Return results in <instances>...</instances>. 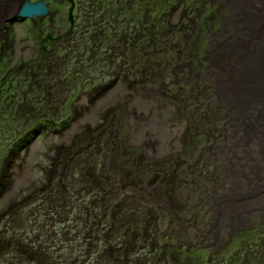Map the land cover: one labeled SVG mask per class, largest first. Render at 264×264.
<instances>
[{
	"label": "rangeland",
	"instance_id": "1",
	"mask_svg": "<svg viewBox=\"0 0 264 264\" xmlns=\"http://www.w3.org/2000/svg\"><path fill=\"white\" fill-rule=\"evenodd\" d=\"M142 1L149 4L148 0ZM132 2L80 0L83 4L76 8L73 31H69L66 19L62 18L54 22L47 18L41 23L15 22L9 18L2 24L0 111L4 109V112L0 116L7 113V117L0 118V264H136L143 255L149 258L146 264H156V261L159 264H264V166L260 165L261 162L264 165V144L255 142L258 127L253 126L255 122L247 115L248 124L244 128L251 133V138L242 137L239 142L233 132L239 126L233 127L232 120L226 121L224 116L215 113L213 106L212 115L201 109L194 110L199 104L210 106L211 99L206 96L210 94L209 81L202 72L210 69L214 56L217 58V48L224 41L218 40L238 37L235 30L221 34L223 18L219 8L223 1L151 0L157 9L143 4L141 13L138 10L134 15L138 18L130 23L125 19L127 26L118 32L115 25L121 12L131 8ZM149 7L157 13H149ZM141 23L146 29L141 28ZM48 33L53 38L43 44L48 51L42 52L41 39ZM154 35L160 40L152 42ZM186 35L190 40H186ZM145 41L148 47L140 49L139 54L146 50L151 53L138 60L137 76L131 73L132 66L127 64L125 55L129 52L128 45L135 49L145 46ZM215 41L221 44L217 46ZM153 43L155 47L150 50L149 44ZM158 43L161 50L156 47ZM168 49L175 50L177 59L169 57ZM179 66H182L180 70ZM99 70L109 72L97 76ZM165 76L169 77L166 81ZM153 97L161 99L159 104L165 108L164 119L169 120L167 136H160L162 145L160 141L150 142L155 150L147 148L144 154L137 155L132 148L145 138L139 134L136 141L131 134L126 141L119 131L127 122L128 132H133L135 121L140 127L142 120L139 121L132 105L152 104ZM216 114L225 123L215 120ZM12 123L17 124L8 145L6 134L11 129L7 127ZM45 125L55 130H43ZM155 127L153 136L162 128ZM224 138L226 144L218 149ZM232 140L237 141L230 146ZM99 150L111 162V167L114 168L115 162L123 163L130 171L106 187L127 179L122 186L125 191L128 183H143L142 190L139 189L146 197L140 205L131 202L127 207L129 214L130 206L133 211L131 219L113 200V204L101 211V202L90 199L89 203L96 206L95 218L90 224L95 229L88 228L89 223L85 222L79 233L62 217L68 211L63 205L64 198L56 200L55 197L64 186L53 175L55 172L67 174L65 169L71 168L70 164L78 159L84 164L83 170L93 166V152ZM147 152L151 153L150 158ZM119 157L125 161L120 163ZM72 172L75 170L71 168L68 173ZM98 174L105 175L103 169L95 172V176ZM137 176L143 181L137 180ZM91 185L89 189L93 191L94 183ZM52 188L56 189H53L54 195L50 194ZM147 193L152 203H148L149 209H143L149 201ZM33 208L41 214L33 213ZM172 210H176V219L182 221L177 224L189 235L186 244L190 250L194 249L193 253L186 252L187 246L182 245L185 242L179 238L174 242L169 235ZM30 213L36 220L19 224L18 220H27ZM114 217L120 224L113 222ZM211 218H214L212 224ZM144 225L149 226V231H145ZM204 225L211 226L212 232H202ZM108 228L113 229V237L118 232V239L124 237L127 229L147 238L145 242L131 244L135 237L131 235L127 248L115 252L103 234ZM223 230L228 231L227 236ZM90 234L94 238L101 236L94 247H87ZM173 243L177 251L172 250ZM167 245L170 249L166 253ZM142 247L147 253L142 252Z\"/></svg>",
	"mask_w": 264,
	"mask_h": 264
},
{
	"label": "bare ground",
	"instance_id": "2",
	"mask_svg": "<svg viewBox=\"0 0 264 264\" xmlns=\"http://www.w3.org/2000/svg\"><path fill=\"white\" fill-rule=\"evenodd\" d=\"M0 1H1L0 2V33H1L2 26H3L1 23V19H4L5 17H8V19L12 18V19H14L15 22L18 21V22H34V23L36 21L41 23L47 18L51 19L52 22L57 21L56 20L57 18H62V19H66V21L69 25V29H70L69 31H73L75 29L76 16H77L75 7H77V8L79 6L82 7L81 4H83V3H80V0H0ZM132 1L133 2L130 5L131 8H127L124 12H121L120 18H119L118 23H117V25L119 24L120 26L115 25V30H118V32H121V31H119V29L120 30H121V28L123 29L124 25L127 26L128 21H129L128 23H130L133 21V19L138 18L137 16H134V15H137V13H141L140 10H143V4L145 6H150V7H154V5H155V4L151 5V0L147 1L149 4L145 3L142 0H132ZM222 1H223V5L225 7L222 5L219 8L220 9L219 12H221V18H223V22H222L221 30H220L221 34L222 35L225 34L228 30H231V31L235 30L236 34H238V37L236 39L229 38L230 40L227 39V41L225 39L218 40V41L224 40L222 44L218 41L213 42L217 46H219L221 44L217 48L219 53L217 54V58H216V56H214L215 58L212 59L213 64L210 67V69L208 67L207 72H206V69H204L205 72H202L203 73L202 76L204 78L207 77L206 80L209 81V82H207L208 83L207 86H208V90H209L208 92L210 94L206 95V96L208 99L209 98L211 99L210 106L208 105V106L204 107L203 105L199 104V106L198 105L196 106L198 108L197 109L194 108V110L198 111V109H201L202 111L206 112L207 114L212 115V114H214V111L212 110V106H213L215 113H218L219 115L224 116L226 118V121L232 120L233 127H235L237 125L239 126L238 127L239 129H234L235 131H233V132H236L239 142L242 141V137L243 138H245V137L251 138L250 137L251 133H247L246 129L244 128V125L247 126V124H248V122L246 121L247 120L246 116L250 115V117L252 118L251 121L255 122V124L253 126L258 127L256 132H255L256 136H258L257 140L255 139L256 140L255 142L258 145H261V144H264V0H222ZM159 2H161V0H159ZM161 5L162 4H160V7H161ZM150 7L148 8L149 13H151V12L157 13V10L151 11ZM155 9H157V8H155ZM136 11H138V12L136 13ZM158 13H159V10H158ZM125 19L128 21H125ZM36 25H38V24H36ZM134 25H136V24H134ZM38 26H40V25H38ZM145 26L146 25H143L141 23V28L146 29ZM128 27H130V26H128ZM16 29L17 28L15 27L14 33L17 32ZM154 30L157 31L158 27H155ZM192 30L193 29L191 28V30L189 31L190 35L192 34ZM231 31H229V32H231ZM124 32L126 34H128L126 30H124ZM142 32L143 31H141V32L139 31L138 34L140 35ZM141 35L144 36L143 33ZM169 35L171 36V34H169ZM48 36L51 39L53 38V37H51V33H48L46 36H44L41 39V51L42 52L48 51L47 46L43 45L44 43L50 42ZM152 38H153L152 42H155V40H160V38H157V35L156 36L154 35ZM190 38L191 37L189 35L188 36L186 35V40H190ZM130 40L131 39L128 40L129 43H130ZM162 42H164V41H162ZM145 43H146V41H145ZM194 44H195V42H194ZM154 45H155L154 43H153V45L149 44V48H151L150 50H153ZM128 46H129V52L125 55L128 59L127 64L132 66L133 71L131 70V73L132 74L136 73L135 75L138 76L139 73H137L135 70V66L139 62L138 60L141 58H145L146 54L151 53V51L146 50L145 52H142L141 54H139V52L141 51L140 49L143 50V49H146V47H148L147 43L145 46H142L139 48L135 47V49H134V46H132V45H128ZM162 46H164V43H162ZM156 47L158 50H161L159 43L156 45ZM127 49H128V47H127ZM169 52H170L169 57H172L173 59H177L178 55L175 56L176 52L174 49H170ZM156 55H158V54H156ZM157 59L161 60L162 57H159ZM129 62H131V63H129ZM103 66H106V65H103ZM154 66H157V64L156 65L154 64ZM157 67L162 69L160 66H157ZM181 67L182 66H179V70L181 69ZM176 70H177V68H176ZM105 72H106L105 70H102V71L99 70V74L97 73V76L107 75L109 70L106 73ZM176 72L178 73L179 71L177 70ZM181 74L183 75L184 73L181 72ZM183 76H186V75H183ZM99 78H101V77H99ZM105 78L106 77L104 76L101 79H105ZM168 79H169L168 76L164 77V81H166ZM195 84H198V83L196 82ZM198 85H199V87L201 86L200 84H198ZM175 88H177V86ZM147 89H149V88H147ZM204 94H206V93H204ZM153 98H155V100H154L155 102H153L152 104L151 103L144 104L141 107L136 106L135 104L132 105L133 110H135L136 114H138L136 116L139 117V119H140L139 121L142 120L140 127H139L138 123L136 124V121H135L134 123H132L135 126L133 132L132 131H131L132 133L128 132L130 127H129V122H127L126 123L127 125L125 126L126 128L124 127L122 130L119 131V134H121V136L126 141L131 138L130 137L131 134H133V136H134L133 139L135 138L136 141L139 139L140 136H143V138H145L144 141H142L140 143H136L137 145H135V147L132 148L133 152H135V154H137V155L138 154L139 155L144 154L145 150L147 148H153L154 149V146H152V144H150V142H153V143L156 142L157 143V141L158 142L160 141L159 145H162V143H161L162 141L160 139V136L162 135L163 138H166V136H167L166 135L167 134L166 123H169V120L167 118L164 119L163 111L165 110V108H163L159 104L161 99H159V98L157 99V97H153ZM158 100H160V101H158ZM3 111H4V109H3ZM0 114H2V113H0ZM6 115H7V113H6ZM6 115H4L3 117H7ZM3 117H0V118L2 119ZM218 119H219V117L216 114L215 120H218ZM208 120H210V119H207L206 121H208ZM12 124L13 125L11 127H7L8 129H11V130H7L8 133L6 134L7 135V141H9V142H7V141H5V142H7L8 145L11 142V140L9 139V136L14 134V132H13L14 124H17V123H12ZM155 125H160V126H162V128L158 129L157 132H155L158 134L153 136V132L157 129V127H155ZM240 126H243L242 129ZM23 128H25V126H23ZM44 128H43V130H46V129L55 130L53 128V126L51 127V125H45ZM144 130H146L147 132L144 133ZM102 134H103V132H102ZM139 134H140V136H139ZM145 134H147V135H145ZM151 134H152V136H151ZM0 135H2V133ZM30 136H32L34 138L33 134ZM216 139H217V137L212 138L211 142L212 141L215 142L214 140H216ZM225 141H226L225 138L220 141V143L218 144V149L219 148L223 149L222 147H224V145L226 144V143H224ZM234 141H237V140L230 141L229 145L232 146L231 143L234 144ZM86 148H90V147H86ZM158 148L162 149L161 146ZM156 149H157V147H156ZM166 151H168V150H166ZM262 151H264V148ZM93 153L95 154V159H96L94 162V165L91 167H87L85 170H83L84 164L80 160H78V162H76L74 164H70V167L72 169H74L75 171L78 170V171L82 172V176L85 179V180L83 179V182H84L83 184L82 183L77 184V187L83 188V189L85 188L84 189L85 190L84 195L77 194L79 196L78 198H80L82 196L85 197L86 199L90 198L91 200H93L94 198H96L98 200L100 198L101 201H103L105 204H108V197L111 199L110 189H112L111 191H113V189H114V192L116 190V194H120L118 196L116 195L115 205L119 206L120 207L119 209H125L124 212L129 214L127 208L124 205L121 206V204H124L126 202L127 205H131V202L132 203L136 202V203H138V205H140L141 204L140 201L145 200V197H146L145 193H143V195H142V192L140 191V189L142 190L140 185L143 186V183H139V182L143 181L142 178H140V176H137V178H138L137 180H139V179L141 180V181H138V183H139L138 185L133 184L134 182L128 183L126 191L124 188H122V186L126 183L127 179L124 180L122 183L118 182L119 184H116L115 186H113V188H107L106 185L112 183L114 180L117 181L120 178L119 176H122L121 175L122 173L128 174V172H130V171H127L126 165L124 166L123 163L121 162V161L124 162L125 158L119 157L120 158L119 162L122 164L115 162V165L113 168V167H111V162L108 161V158L104 159L102 157L104 155L103 151L99 150V151H94ZM151 153L154 154V151H152ZM151 153L147 152L148 156L147 155L146 156L147 157L151 156ZM224 160L225 159H223V158L221 159L222 165H224ZM259 162H261V161L260 160L257 161V163H259ZM142 163L144 165H146L145 162H142ZM98 164H99V166H98ZM260 165L264 166L262 162ZM71 168L65 169V172H67V174H65V175H63V174L61 175L60 172H55L53 176L57 175L56 177H58V179H60V181H64L65 178L68 176H78L79 172H76V173L74 172V173H70V174L68 173V172H70ZM147 168L149 171H151L150 167H147ZM101 169H103L105 175L104 176L101 175L103 178L99 179L95 176V172L97 174L98 170L101 171ZM154 171H155V173H157V171L155 169H154ZM105 176H108V178L104 179ZM227 180H230V178L227 177ZM91 182L94 183V186L97 185V187H99V188H97V189H99L98 191H95L96 189L95 190L93 189V191H91V193H88L86 191V189H89L92 187ZM71 187H72V185H69V188H71ZM105 188H107L109 190H107ZM53 189H55V188H52V191H50V194L55 193ZM68 191H69V189H67L65 191L60 190L58 192V194H56L57 195V197H55L56 200L64 198V201H67V199H70L67 195ZM218 192L219 191H217V193ZM44 193H47V192H44ZM44 195H47V194H44ZM147 195L148 196L146 199L147 200L149 199V201L146 202L147 203L146 205L142 206L143 209H146V208L149 209V207H147V205L152 203V202H150L152 197L148 193H147ZM44 199L45 198H43V200ZM47 200L52 201V199H50V198ZM152 201H154V200H152ZM85 205H89V204L87 202H85V204L83 206H85ZM88 207H90L91 210L95 211V209L93 208L92 205H90ZM33 210L35 211L33 213H37L38 215L41 214V211H37L35 208H33ZM131 210L132 209L129 208L130 219L133 216V211H131ZM160 211H162V210H160ZM33 213H30L26 217L27 220H24L22 222L20 220H18L20 222L19 224H24V223L29 224V222L35 221L36 219L34 218L35 216H33L34 215ZM163 213H164V211H163ZM173 213H174V217L171 219L173 225H171L172 227H171V230L169 231V233H170L169 235L174 240V242L175 241L177 242L178 238H179V240L181 239L180 242H185V244H182V245L187 246L186 252L193 253L194 249L190 250L189 245L186 244L187 239L189 238V235H187V231L185 229H183V227H181L180 225L177 224V223H182V221L179 219H176V216H177L176 210H172V214ZM127 217H128V215L126 216V218ZM167 217H168V215L165 216L166 219H167ZM126 218L124 220H122V222L125 221ZM168 218L170 220V217H168ZM223 218H225V217H222L221 219H223ZM20 219H22V216L20 217ZM212 220L214 222V218L213 219L211 218V224H212ZM113 222L120 224V222H118V220L115 217L113 218ZM90 224H88V228H90L91 230H92V228L95 229V227H91ZM126 225L127 224H125V226ZM148 225H144L143 228L145 229L146 227H148ZM210 227H207V225H204V227L201 228L202 232H212ZM189 229H191V228H189ZM85 230L88 231L87 228H85ZM112 230H113L112 228H108L107 230H103L106 233V234H104V233L103 234H104L105 238L107 239L106 242L109 243L108 244L109 246H112L114 248L115 252H118V251L121 252L122 250L127 248L128 243H130V241L128 240V237H131V235L132 236L135 235V237L133 236V238L139 237V234H138V236H136L137 232L135 234L134 233L135 231L127 229L126 233H124V237H121L124 240H122L120 237L118 239L116 237V234L118 232L113 237ZM214 232H218V230H215ZM222 232H223V234H225L227 236V233H228L227 230H223ZM79 233H81V232H79ZM100 237L101 236H96L94 238V237H92V234H90V239L87 243V247H91V246L94 247L93 245L98 243V241L100 240ZM115 238L117 240H114ZM202 239H204V238H202ZM171 247H172V250L177 251V246L175 247V243H173ZM188 248H189V250H188ZM168 249H170V247H168V245H167V247L164 251L167 253ZM165 252L163 255L165 256V258L168 259L169 256ZM102 256H104V255H102ZM102 256H101V258H102ZM130 259L133 262L135 261L132 258H130ZM153 259H156V258L154 257ZM140 260L141 259H137L136 264H146L148 262V260H142V261H140ZM159 263H160V261H156V264H159Z\"/></svg>",
	"mask_w": 264,
	"mask_h": 264
},
{
	"label": "trees",
	"instance_id": "3",
	"mask_svg": "<svg viewBox=\"0 0 264 264\" xmlns=\"http://www.w3.org/2000/svg\"><path fill=\"white\" fill-rule=\"evenodd\" d=\"M72 171H74V169H72ZM75 172H79V171H75ZM72 173H74V172H72ZM96 177L99 178V179L103 178L100 174L96 175ZM83 179L84 178H83L82 174L79 173L78 176H72V180H70V176H68V177L65 178L64 181L61 182V185L64 186V190L63 191L69 189L67 195L70 198V199H67V201H64L66 203L63 202V205L66 206L65 208L68 211H66V213L64 215H62V217L64 218V220H66L65 222H68V225L71 228H75V229H77L80 232H81V229H80L81 226L85 227L83 225V224H85V222H88L90 224V223H92V220L95 218V214L93 213L94 211L91 210L90 207H88V206L92 205V204L89 203L90 198L86 199L83 196L78 198L79 196L77 195V194L84 195V193H85L84 192L85 188L83 189V188L77 187V184H79V183L83 184L84 183ZM69 185H72V187L69 188ZM86 191L88 193H91L89 191V189H86ZM110 192H112V191L110 190ZM52 195H54V193H52ZM116 195L118 196L120 194H116V191L111 194V199L108 202V204H105L103 201H101L100 198L98 199V201L101 202V211L103 209H105V206L115 203L114 201L116 200ZM94 199H96V198H94ZM111 200H113V203H111ZM85 202H87L89 205L83 206L85 204ZM123 205L126 208L129 206V205H127L126 202L124 204H121V206H123ZM93 208L95 209L96 206H93ZM62 211H64V210H62ZM64 220H62V221L64 222ZM145 231H149V226L146 227ZM104 234H106V233L104 232ZM146 238H147V236L139 235V237L132 239L131 244L132 243L145 242ZM88 239H90V236H88ZM141 250H142L143 253L146 252V249L144 247H142ZM139 259H141V260H149V258L147 256H145V255H143V258L141 257Z\"/></svg>",
	"mask_w": 264,
	"mask_h": 264
},
{
	"label": "water",
	"instance_id": "4",
	"mask_svg": "<svg viewBox=\"0 0 264 264\" xmlns=\"http://www.w3.org/2000/svg\"><path fill=\"white\" fill-rule=\"evenodd\" d=\"M1 2V1H0ZM4 18V17H3ZM3 21V23H5L7 20H8V17H5L4 19H2Z\"/></svg>",
	"mask_w": 264,
	"mask_h": 264
}]
</instances>
